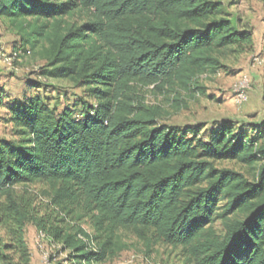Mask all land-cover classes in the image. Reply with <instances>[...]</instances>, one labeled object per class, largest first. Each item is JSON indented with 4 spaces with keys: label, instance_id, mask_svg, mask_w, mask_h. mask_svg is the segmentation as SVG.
Returning a JSON list of instances; mask_svg holds the SVG:
<instances>
[{
    "label": "trees",
    "instance_id": "1",
    "mask_svg": "<svg viewBox=\"0 0 264 264\" xmlns=\"http://www.w3.org/2000/svg\"><path fill=\"white\" fill-rule=\"evenodd\" d=\"M0 20L18 37L15 53L44 63L41 79L86 88L92 100L80 113L38 95L6 108L15 139L0 140V197L24 264L29 214L13 188L34 183L48 186L49 204L64 215L49 228L45 218L34 224L70 264L117 257L127 231L146 247L154 239L180 248L182 264H264V120L253 136L223 124L203 139L201 126L160 124L167 112L138 94L153 87L179 110L204 94L200 78L223 68L225 51L252 47L221 2L0 0ZM42 87L28 82L29 91ZM222 162L249 167L256 182ZM67 217L88 219L93 235ZM12 247L0 237V264Z\"/></svg>",
    "mask_w": 264,
    "mask_h": 264
},
{
    "label": "rangeland",
    "instance_id": "2",
    "mask_svg": "<svg viewBox=\"0 0 264 264\" xmlns=\"http://www.w3.org/2000/svg\"><path fill=\"white\" fill-rule=\"evenodd\" d=\"M225 7L229 18L238 30L252 35L253 45L237 51H225L221 59L223 68L215 74L203 75L200 85L204 94H196L193 99L185 98L186 105L179 110L170 107L168 97L153 90V87L140 88L145 104L161 106L167 114L159 120L162 125L184 130L201 126L202 138H206L214 125L229 124L253 136L264 120V2L262 0H216ZM18 37L0 20V140H14L12 125L8 122L7 107L11 103L23 102L30 96L38 95L44 102L58 111L65 107L75 113L82 110V102H92L88 90L75 87L64 81L43 80L38 74L43 62L31 56L20 57L13 48ZM41 82L44 87L29 91L28 82ZM245 85L247 100L239 105L235 102V89ZM184 97V94H181ZM217 167L232 169L244 175L250 182H256V172L249 167L234 162L217 163ZM46 184L34 183L13 188L17 203L29 216L23 228V238L27 246L28 264H64V254L60 243H54L39 228L34 220L45 218L46 228L58 225L57 220L64 215L49 204ZM6 200L0 197V237L12 249L3 253V264H24L23 256L15 245V227L4 217ZM220 203L218 207H222ZM67 225L78 224L89 235L93 229L88 219L76 223L73 217L66 218ZM212 230L222 236L224 229L220 220L212 225ZM150 237L151 233L146 232ZM127 249L117 257L100 264H182L185 252L174 249L162 242L151 239L149 247L138 239L132 231L122 232ZM70 264V263H67Z\"/></svg>",
    "mask_w": 264,
    "mask_h": 264
},
{
    "label": "built area",
    "instance_id": "3",
    "mask_svg": "<svg viewBox=\"0 0 264 264\" xmlns=\"http://www.w3.org/2000/svg\"><path fill=\"white\" fill-rule=\"evenodd\" d=\"M245 90V85H241L239 84L236 89H235V93H236V97H235V102L239 105L243 104L244 102H246L247 100V96L246 93L244 92ZM81 240H83L84 242H86L84 239H82V237H79ZM91 251L96 252V247L91 244L90 246ZM67 252H65L64 254H66ZM64 264L68 263V254L65 256V259L63 261Z\"/></svg>",
    "mask_w": 264,
    "mask_h": 264
},
{
    "label": "crops",
    "instance_id": "4",
    "mask_svg": "<svg viewBox=\"0 0 264 264\" xmlns=\"http://www.w3.org/2000/svg\"><path fill=\"white\" fill-rule=\"evenodd\" d=\"M16 45V44H15Z\"/></svg>",
    "mask_w": 264,
    "mask_h": 264
}]
</instances>
